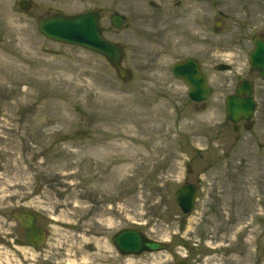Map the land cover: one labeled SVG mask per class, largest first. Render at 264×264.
<instances>
[{
    "label": "rangeland",
    "instance_id": "rangeland-1",
    "mask_svg": "<svg viewBox=\"0 0 264 264\" xmlns=\"http://www.w3.org/2000/svg\"><path fill=\"white\" fill-rule=\"evenodd\" d=\"M29 1L25 9L20 0L0 1V47L10 32L16 66L51 68V76L63 78L64 85L34 75L29 82L0 88V264L46 262L42 248L29 245L13 210H33L44 221L53 219L49 214L84 218L95 208L93 203H106L130 226L167 242L166 250L144 252L131 264H175L182 259L191 264H264V148L255 146L249 128L234 131L230 123L224 124L223 97L230 88L220 84L224 73L219 67L224 57L232 58L229 50L234 51L231 41L239 17L245 11L250 16L243 6L264 1ZM95 8L102 11L106 37L125 47L126 78L102 54L50 40L37 28L39 18L56 10ZM163 11L172 18L164 17L160 25ZM206 11L209 52L204 68L214 90L204 102H194L172 66L189 56L191 48L201 50L199 24ZM114 12L125 15L122 27L111 23ZM240 25L246 24L242 20ZM5 53L12 55L10 49ZM74 64L86 73L68 68ZM26 89L34 93L32 100ZM18 97L32 102L18 107ZM123 99L138 105L132 118L153 115L155 106L162 109L161 117L147 119L145 132L136 122L126 123L118 135L111 122ZM7 102L15 105L10 116L4 109ZM44 102L46 117L39 114ZM158 130L156 138L145 140ZM140 135L145 141L136 138ZM185 179L200 181L190 213L181 211L174 198ZM64 232L53 226L49 233L63 240ZM89 242L85 237L77 240L66 256L87 257Z\"/></svg>",
    "mask_w": 264,
    "mask_h": 264
},
{
    "label": "flooded vegetation",
    "instance_id": "flooded-vegetation-1",
    "mask_svg": "<svg viewBox=\"0 0 264 264\" xmlns=\"http://www.w3.org/2000/svg\"><path fill=\"white\" fill-rule=\"evenodd\" d=\"M171 1L173 3H180L179 0ZM262 3L263 2H257L255 4L249 3L243 6L245 9H250V16L248 12L245 11V16L239 17V21H237L238 31L233 35L231 41L234 51L229 50L232 52L230 53L232 58L224 57L223 59L226 61L219 64L220 70L224 73L223 80L220 84L225 88H230L229 92L223 97L225 104L230 95L242 98L250 96L255 102V109L250 120L240 119L237 122H233L226 115L224 124L230 123L234 131H238L245 127L249 128L257 148H264V76L251 66L249 55L257 49V42L264 43V3ZM153 6L155 8L159 7L157 5ZM162 10V8H159V11ZM155 14L158 17V11ZM207 14L206 11L205 16L201 15L202 23L199 24L204 34L202 48L200 51L199 48H191L193 52L187 57H194L198 60L201 72L207 77L208 83L213 88L211 84L212 79L204 68V65L207 64L206 56L209 52ZM164 17L172 18V15L169 14L165 16L164 11L161 12V18H159L160 25L165 22ZM242 20L246 25H240V21ZM247 23H249V25H247ZM241 57H243L245 61L238 59ZM184 59H179L178 61ZM230 73V77H227L226 75ZM247 92H249V95H247ZM191 100L197 102L193 99ZM186 182L194 181L185 179L183 183ZM196 183L199 185L200 181L197 180ZM93 205H95V208L90 209L87 217L84 218L77 215L75 218H60L61 220H58L52 216L54 217L53 220L47 217L48 219L44 221L41 220L40 215L35 212L36 225L42 226L45 229L47 238L45 244L41 247V254H43L42 258L46 261L42 262V264H131L136 260L137 256H140L124 253L115 243V236L117 233L130 227L128 222L120 215L109 210L106 203H93ZM49 215L51 217V214ZM14 220L18 222L16 218H14ZM17 224H19V222ZM53 226H58L65 231V239L62 240L49 233ZM133 227L138 228L135 225H133ZM72 237L74 242H68V239H72ZM82 237L89 238L90 240L89 249H85L86 251L88 250L87 254L89 255L85 258L79 257L78 259L76 254L75 257L66 256L70 254L69 246H72L75 242L77 243V240L82 239ZM56 240L59 242L61 241V244L57 245ZM71 254L74 255V252ZM79 259H81V261H78Z\"/></svg>",
    "mask_w": 264,
    "mask_h": 264
},
{
    "label": "water",
    "instance_id": "water-1",
    "mask_svg": "<svg viewBox=\"0 0 264 264\" xmlns=\"http://www.w3.org/2000/svg\"><path fill=\"white\" fill-rule=\"evenodd\" d=\"M22 8L29 6L28 0L19 2ZM112 24L119 28L125 22L121 14L111 15ZM39 30L48 38L81 45L100 52L106 56L121 77L126 76V69L122 67L124 48L116 42L109 41L103 35L101 13L99 10H85L76 14H64L56 11L50 16L43 17L38 22ZM257 49L251 54L250 60L254 68L264 76V43L257 42ZM177 77L182 78L189 86V95L197 101L206 99L212 89L207 84L206 77L201 73L197 61L190 57L178 62L173 67ZM240 91V90H238ZM249 95V92H247ZM228 103V117L237 121L240 118L249 119L254 111L255 103L250 96L241 98L230 96ZM197 194V185L187 183L180 186L175 192V199L185 212L193 210ZM19 222L26 228L28 241L35 247L40 246L45 239V232L41 227L35 226V216L31 212H12ZM117 246L126 253H141L143 251H160L166 249V243L150 239L134 228L124 229L115 237ZM176 264H188L179 261Z\"/></svg>",
    "mask_w": 264,
    "mask_h": 264
},
{
    "label": "bare ground",
    "instance_id": "bare-ground-1",
    "mask_svg": "<svg viewBox=\"0 0 264 264\" xmlns=\"http://www.w3.org/2000/svg\"><path fill=\"white\" fill-rule=\"evenodd\" d=\"M0 1H4V0H0ZM62 1L64 3H73L76 4L78 2V0H59ZM13 39L11 38V33L7 32L3 37H2V47H0V88L2 89H10L11 87H13V83H17L18 85H20L22 82H29L34 75H43L44 76V80L45 81H50V82H56L57 84H63V78H54L53 76H51L50 72H53V69L51 68H47V67H43V68H38V69H34L31 67H26L24 65H17L15 64V60H14V45H13ZM9 49L12 52V55L5 53L7 51H9ZM79 66L81 67V65L79 64H74V65H70L68 66V68L70 70L73 71H78L75 73H86L87 69L86 68H82L81 70H78ZM70 79H66V81H69ZM15 81V82H14ZM78 90V88L76 89V91ZM26 91V95L27 97H29L31 99V97L34 95V93L32 91H29L28 89L25 90ZM24 91V92H25ZM23 91L20 92L19 95H22ZM30 99H26V100H21L19 97L16 100L15 104L16 106L20 107L21 105H28L29 103H31L32 101H29ZM32 100V99H31ZM36 100V99H35ZM135 103H131V102H127L126 99L121 100L118 103V114L112 119L111 125L113 127L114 130H112V132H117L118 135H121V131H123V129L126 128L125 124L129 123V122H136L138 126L141 127L142 131L145 132L148 130V126H147V119H154L155 116L156 117H161V113H162V109L161 108H156L153 110V115L149 116H141V117H136V118H132V109L133 106H138V105H134ZM14 104H10L9 102L6 103V106L4 109H6L7 111L5 112L8 116H10L9 113H11V109L14 107ZM139 106L141 107V104H139ZM143 108H145V105H143ZM1 109V107H0ZM1 111V110H0ZM47 111V104L46 102H44L41 106V110L39 114H44L46 117L48 115V113H46ZM49 116V115H48ZM135 123V125H136ZM135 131V130H134ZM132 131V132H134ZM159 130L156 132V134L150 138H145V140L147 141H151L152 139L156 138L157 134H158ZM162 133V132H161ZM145 135L143 134V137ZM160 137H162V135H160ZM159 137V139H160ZM136 138L139 140V138L141 139V141H145L141 135L140 136H136ZM25 211H22L20 214H23Z\"/></svg>",
    "mask_w": 264,
    "mask_h": 264
}]
</instances>
